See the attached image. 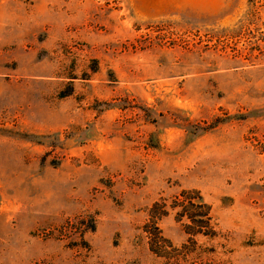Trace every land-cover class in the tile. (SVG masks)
Instances as JSON below:
<instances>
[{
	"label": "rangeland",
	"instance_id": "374dc122",
	"mask_svg": "<svg viewBox=\"0 0 264 264\" xmlns=\"http://www.w3.org/2000/svg\"><path fill=\"white\" fill-rule=\"evenodd\" d=\"M246 11L0 0V264H159L146 208L182 189L229 236L200 242L264 264V9Z\"/></svg>",
	"mask_w": 264,
	"mask_h": 264
},
{
	"label": "trees",
	"instance_id": "16d2710c",
	"mask_svg": "<svg viewBox=\"0 0 264 264\" xmlns=\"http://www.w3.org/2000/svg\"><path fill=\"white\" fill-rule=\"evenodd\" d=\"M263 9L264 0H247L246 20L253 23ZM169 217L186 236L184 242L175 244L163 233L160 222ZM140 231L148 251L161 261L159 264H232L229 259L218 255L215 246L199 241L200 238L208 242L228 241L229 236L219 228L211 206L198 190L182 189L170 198L161 197L154 201L146 208V219ZM226 253L224 251V255Z\"/></svg>",
	"mask_w": 264,
	"mask_h": 264
}]
</instances>
